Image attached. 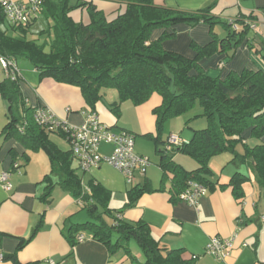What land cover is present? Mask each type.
<instances>
[{
    "label": "crops",
    "instance_id": "obj_1",
    "mask_svg": "<svg viewBox=\"0 0 264 264\" xmlns=\"http://www.w3.org/2000/svg\"><path fill=\"white\" fill-rule=\"evenodd\" d=\"M27 4L28 0H15ZM54 1V0H53ZM74 5L76 0H69ZM90 5L106 21L111 22L124 13L132 0H89ZM154 7L170 9L183 14H198L207 11L214 19L210 25L203 21L195 24L178 23L168 29L152 32L151 42L158 41L167 33L170 37L161 40L163 50L179 54L187 59L196 56V49L208 45L213 39L221 40L234 32L231 24L240 31L248 26L243 39L228 52H218L200 60V67L211 78L224 79L230 73L244 70L264 73V58L255 47L264 49V0H151ZM68 17L84 26L91 22L88 6L73 9ZM48 28L53 25L42 10L31 21L29 31L37 24ZM7 35L18 36L7 23L0 25ZM21 33V32H20ZM21 35V34H20ZM21 37V36H19ZM37 43L49 40L46 33ZM232 44L234 40L230 39ZM262 45H259V44ZM46 47V46H45ZM47 48V47H46ZM45 48V49H46ZM47 50V49H46ZM20 72L17 80L22 103L21 108L9 111L7 100L0 94V175L10 173V190L0 184V264H142V257L132 254L129 242L124 249L109 250L86 232L85 241L78 243L76 226L89 221L83 204L77 202L72 192L58 183L61 175L69 172L79 178L83 194L93 196L97 212L111 210L127 223L142 222L147 225L160 248L181 250L182 257L197 258L195 264H264V195L258 186L248 163L234 159L230 153L212 158L209 162L211 188L200 197L196 206H190L173 193L172 182L163 179L158 166L157 144L174 134L184 143L191 140L193 132L206 127L203 118L188 115L175 117L164 123L158 132L153 109L161 105V97L153 94L145 103L135 106L129 101H120L114 89L100 90V98L90 107L79 88L57 83L50 78H40L39 71L25 58L12 59ZM0 66V84L6 79ZM43 108L68 124L84 123L87 112H93L99 121L113 132L127 131L134 135V152L149 159L145 175L135 174L134 181L127 183L114 167L102 162L88 171L79 169L70 153L63 134L44 131L46 145L57 153L54 162L47 149L29 148L15 138L5 137L10 112L21 119L26 110ZM250 131L243 133L242 143L256 145ZM264 140V138H263ZM153 146V149H152ZM242 152V145L236 147ZM110 145L102 144L99 153L109 157ZM177 153L174 161L187 171L195 170L196 163ZM18 164L20 173L12 172ZM243 175L241 192L235 197L231 181L235 175ZM138 187L142 194L132 207L127 208L129 192ZM117 212H120L117 214ZM107 223L111 219L104 218ZM214 237L233 238L229 255L222 261L206 254V247ZM115 240V239H114ZM113 240V241H114ZM127 249V250H126Z\"/></svg>",
    "mask_w": 264,
    "mask_h": 264
},
{
    "label": "trees",
    "instance_id": "obj_2",
    "mask_svg": "<svg viewBox=\"0 0 264 264\" xmlns=\"http://www.w3.org/2000/svg\"><path fill=\"white\" fill-rule=\"evenodd\" d=\"M69 2L43 0L40 11L53 23L45 32L49 38L46 45H43L45 42L39 45L36 40L25 39L31 23L14 26L6 21L0 8V25L7 23L12 31H19L18 36H10L0 27V57L10 62L25 58L39 71L40 78L79 88L90 107L99 100V92L105 88L116 90L120 101H129L135 106L157 94L162 102L152 113L158 132L165 122L178 116L203 118L206 127L194 131L189 142L170 152L163 148L166 141L159 143L156 138L157 144L163 145L157 149L158 166L163 179L170 178L177 199L189 182L211 188L209 162L224 153L249 164L264 195V73L244 70L240 74L230 73L224 79L211 78L199 64L201 59L214 53L233 50L243 39L248 26L240 31H229L224 39H213L208 45L197 48L193 59H187L163 50L161 40L170 37L169 34L165 33L155 42H151V34L183 22L195 24L203 21L212 25L214 19L207 15V11L183 14L154 7L151 0H132L127 3L124 13L106 22L90 5L91 1L76 0L74 5ZM83 6H88L91 14V22L86 26L76 24L68 17L71 10ZM230 39L234 40L232 44ZM255 50L264 58L262 46L255 47ZM0 94L7 100L9 111L22 110L17 82L6 78L0 84ZM13 110L5 127V137L15 138L29 148L47 149L53 161L52 170L56 172L58 165L54 162L58 155L46 145L45 130L34 122L33 111L26 110L21 119ZM247 130L256 145L242 143L243 133ZM238 145H242L241 153L236 149ZM177 153L192 159L197 165L195 170L187 171L178 165L174 161ZM243 178L239 174L231 181L235 197L241 192ZM58 182L72 192L88 214L89 221L75 227L77 236L86 232L111 251L124 249L126 242L134 240L144 254L142 264H195L191 257L183 258L181 250L160 248L146 224L127 223L111 210L98 213L93 196L83 194L79 178L74 173L61 175ZM142 192L143 189L133 188L126 207H132ZM105 216L111 219V223L106 222Z\"/></svg>",
    "mask_w": 264,
    "mask_h": 264
},
{
    "label": "built area",
    "instance_id": "obj_3",
    "mask_svg": "<svg viewBox=\"0 0 264 264\" xmlns=\"http://www.w3.org/2000/svg\"><path fill=\"white\" fill-rule=\"evenodd\" d=\"M42 4L43 0H28L25 5L17 3L15 0H0V8L6 21L14 26L31 23L32 19L39 13ZM231 25L234 31H237V27L234 24ZM0 66L7 78L17 82L20 72L13 62L0 57ZM33 120L48 133L59 132L64 135L66 142L69 144L70 153L82 171H88L92 167L105 162L117 169L124 176L127 183H132L135 174L144 176L150 165L148 158L134 152L135 137L133 134L123 130L113 132L102 124L93 112H87L84 123L79 126L61 121L49 110L43 108L33 110ZM183 143L177 135L172 134L167 138L163 148L166 152H170L174 148L181 147ZM102 144L112 147L109 157L100 155L99 147ZM11 171L20 173L19 165L14 164ZM9 178L10 173L8 171L0 175V184L5 190L11 188ZM206 192L207 189L200 184L189 182L188 187L180 194L178 199L190 206H196L200 197H203ZM262 221L264 222V218H262ZM86 239L88 238L84 235H79L76 241L81 243ZM232 242L233 238L221 239L214 237L208 243L205 252L218 261H222L229 255ZM196 258L194 255L191 256L192 260Z\"/></svg>",
    "mask_w": 264,
    "mask_h": 264
},
{
    "label": "rangeland",
    "instance_id": "obj_4",
    "mask_svg": "<svg viewBox=\"0 0 264 264\" xmlns=\"http://www.w3.org/2000/svg\"><path fill=\"white\" fill-rule=\"evenodd\" d=\"M47 30H48V23H47V21L45 23V27H42L41 24L39 23L35 27H33L31 29V31H29V38H33V40H37V41L40 38H42V40H44V37H41V36H43L44 35V32H46ZM38 37H40V38H38ZM208 57H210V56H208ZM208 57H205V58H208ZM105 91H109V93H111V90L110 89H106ZM152 149H153V146H152ZM183 157H187V156L183 155ZM188 158L189 157H187L186 159H188ZM140 177H142V176H140ZM129 248H130V250H132L131 252H132L133 255L134 254H137L139 257H142V253H141V251H140L137 243L134 240H131L129 242Z\"/></svg>",
    "mask_w": 264,
    "mask_h": 264
}]
</instances>
